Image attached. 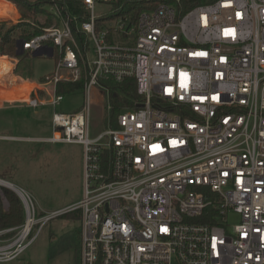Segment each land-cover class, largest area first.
I'll return each mask as SVG.
<instances>
[{"label": "built area", "instance_id": "2783aa9c", "mask_svg": "<svg viewBox=\"0 0 264 264\" xmlns=\"http://www.w3.org/2000/svg\"><path fill=\"white\" fill-rule=\"evenodd\" d=\"M63 1L51 0L50 25L26 19L40 32L16 50L53 56L55 46L60 56L45 87L18 100L55 107L57 83L85 73L82 106L54 111L43 138L82 146L83 193L38 214L29 192L0 179V198L4 184L24 209L20 225L0 229V262L19 257L49 220L78 211L79 264H264V0H213L182 14L173 0L136 16L120 14L126 0H78L81 21ZM103 3L111 12L96 14ZM12 4L0 21L20 20ZM1 47L0 37L9 59ZM10 60L15 70L19 58ZM126 78L138 106L91 136V88L103 89L108 112L106 81Z\"/></svg>", "mask_w": 264, "mask_h": 264}, {"label": "rangeland", "instance_id": "374dc122", "mask_svg": "<svg viewBox=\"0 0 264 264\" xmlns=\"http://www.w3.org/2000/svg\"><path fill=\"white\" fill-rule=\"evenodd\" d=\"M33 3L42 0H29ZM10 4L6 0H0L1 5ZM8 6V5H7ZM17 6V4H16ZM50 4L46 3L43 8L48 11ZM18 7V6H17ZM1 10L0 15L5 14V9ZM110 3H103L102 5H97L95 13L98 15L106 14L111 12ZM19 14L22 12L18 8ZM14 17V16H13ZM34 17V18H33ZM37 21H43L44 17L40 14H33L28 16L27 19H37ZM7 25L10 27L16 22L10 19H5ZM1 37V36H0ZM1 53L2 47H1ZM6 55V54H4ZM92 54H90L91 57ZM7 56V55H6ZM9 61L10 57L8 56ZM12 59V58H11ZM55 60L53 56L38 55L19 57V62L13 73L9 75L8 79H0L1 83L5 85L12 80L11 78L18 77L19 83L18 88L22 94H26L28 90L32 87L43 88L40 82V78L44 75L51 73L54 68ZM13 68V67H12ZM28 71H30L28 73ZM0 85V89H3ZM12 86L9 85L6 90H11ZM103 89L99 85H95L91 88V136L104 130V105L102 99ZM43 92H46L44 89ZM44 98L43 101H46ZM83 93L75 92L65 94L61 102H59L55 107L52 106H37V107H26L12 108L0 110V135L5 134H18L20 127L18 126V121L24 124L30 125V129L26 130L28 136H44L51 135L52 129L50 125V120L52 113L56 112H71L78 110L83 104ZM2 104L6 105L7 101ZM14 103H20L15 101ZM27 116H25L26 114ZM18 113L23 115V120H17L16 115ZM42 113V115H39ZM12 114L14 116H12ZM14 117V118H13ZM44 128L41 130V128ZM12 144V140L0 139V177L7 178L3 173L5 169V163H3L2 157L5 161L6 149ZM34 144V143H33ZM30 145V143H27ZM36 146V144H34ZM46 145H51L50 152L52 156L48 159L45 157L44 153L47 152L48 147ZM41 151L34 158V168L33 173L35 176V187L32 189L27 188L25 185H21L24 190L31 193L34 197L35 202L40 206L41 210L44 212H50L55 209L61 208L67 204H70L75 199L82 196L83 193V149L80 144L72 143L71 147L69 144H43ZM3 150L5 156L3 155ZM68 155L67 157L65 155ZM13 157V154L10 156ZM46 162H50L52 165V170L47 175L45 170ZM9 178V177H8ZM8 188V187H6ZM9 189V188H8ZM12 190V189H11ZM13 191V190H12ZM19 197V196H18ZM2 207L7 208L8 202L3 201L0 198ZM74 213V212H71ZM71 213H66L64 215L55 217L49 220L42 228L40 233L34 242L17 258L0 262V264H79L76 262V246L77 243L80 247V221L73 218ZM238 217L232 215L229 217V223L233 224L237 222Z\"/></svg>", "mask_w": 264, "mask_h": 264}, {"label": "trees", "instance_id": "16d2710c", "mask_svg": "<svg viewBox=\"0 0 264 264\" xmlns=\"http://www.w3.org/2000/svg\"><path fill=\"white\" fill-rule=\"evenodd\" d=\"M17 4L19 10L22 12L20 14V20L10 27L7 25L6 20L0 21V36L2 38V52L10 58H19L24 56H29L28 53H23L22 55L16 54V43L17 40L23 39L28 40L36 33L40 32L39 28L32 27L26 21L28 16L33 14H40L44 17L43 21H38L40 25L47 26L52 23L50 17V12L43 8V5L51 3V0H42L38 2H31L29 0H11ZM173 0H126L124 6L120 10V14L130 13L133 16H136L140 10L147 7H154L160 2H172ZM213 0H182V6L179 7L178 12L182 14L187 9L191 7L211 2ZM64 11L68 12L72 20H85L88 16L83 4L78 0H64ZM10 7V4H7ZM116 13H113L115 15ZM101 20L99 19V22ZM73 34L78 41L82 38L86 39L82 33L77 32L73 29ZM60 52L57 47H53V57L56 62ZM0 59L8 60L5 56L0 54ZM9 61V60H8ZM10 62V61H9ZM85 82V73L82 71L80 78L76 81H59L56 85L57 94H69L75 92H81V89ZM107 87V102L110 104V110L104 115V123L107 121V118L110 119L111 123H115L116 115L124 107L136 108L140 97L136 94L135 90V81L132 78H126L123 82L119 84H114L112 82L106 81ZM1 190L8 202V211H4L0 201V229L12 227L19 225L24 220V209L22 202L18 195L6 187H1ZM38 214H42L41 211H38ZM72 217L79 221L80 213L75 211L71 213ZM76 262L80 261V247L77 243L76 246Z\"/></svg>", "mask_w": 264, "mask_h": 264}, {"label": "crops", "instance_id": "0c3cea01", "mask_svg": "<svg viewBox=\"0 0 264 264\" xmlns=\"http://www.w3.org/2000/svg\"><path fill=\"white\" fill-rule=\"evenodd\" d=\"M6 1L9 2L10 4L13 3L16 7V4L14 2H12L11 0H6ZM0 8L2 10H4V9L7 10L10 7L7 5H1ZM17 9H18V7H16V10ZM5 13H6V11H5ZM13 15L18 16L19 15L18 10L15 13H13ZM48 56H52V54H49ZM0 60L9 62L8 61L9 59L8 60L0 59ZM9 63L11 64V62H9ZM11 72L13 73L12 64H11V68H10V71L8 73V76L4 77V79H8L10 77L9 74H11ZM29 72L30 71H28V73ZM48 74H46V75H48ZM46 75H44L43 77L40 78L41 83H43L45 81ZM10 80H12L13 83H11V81H9L5 85L4 83L0 82V85L2 86V84H3V87H4L3 88L4 90L0 89V100H2L4 102H6V101L8 102V103H6V105H4V104H2L3 102L0 101V110L11 109V107H12L14 109L19 108L18 111H21L20 110L21 108H26V107L28 108L29 106H27L23 101L18 100L23 95L18 88V83H19L20 79L18 77H15V78H11ZM9 85L12 86L10 91L6 90V88H8ZM34 87H36V86H34ZM44 89H41V91ZM30 90H28V91H30ZM38 94H39L38 97L40 99H42L41 96H44V97L47 96L46 92H44L42 94L38 92ZM15 101H19L20 103H14ZM41 105L52 106L46 102L45 103L43 102L42 104H40L38 106H41ZM52 107H54V106H52ZM25 114H26V112H25ZM39 115H42V113H40ZM12 116H14V115L12 114ZM25 116H27V114ZM16 117H17V120H23V115L20 113H18V115H16ZM50 125H51V120H50ZM18 126L20 127V129H19L20 131L18 134L0 135V139L12 140V144L10 143V146L7 147V149H6L5 161L2 157L3 163H5V169L3 170V173L5 175H7V176H5L7 178H4V177L1 178L0 177V179L6 181L7 183H9L10 185H12L14 187L25 189L21 186L23 184L27 188L32 189L35 187V176L36 175L33 173V168L35 165L34 158L33 159H31V158L36 157V155L40 153L41 150L39 148H42L41 145H43V144H58L59 143V144H69V147H71L72 143L48 142V141L43 140V138H46L49 135L28 136L26 134V130L30 129V125L24 124L22 121L21 122L18 121ZM40 128H41V130L44 129L42 127H40ZM51 129H52V126H51ZM27 143H30V145H27ZM33 143L36 144V146ZM46 146L48 147V150L46 153H44V155H45V157H47L49 159L52 156V153L50 152V148L52 146L51 145H46ZM11 154H13L12 158L10 157ZM2 156H5L4 150H3ZM65 156L67 157L68 155L66 154ZM50 164H51L50 162H46V165H45V170L47 172V175L52 170L51 169L52 165L50 166ZM82 172H83V170H82ZM8 188L11 189L10 187H8ZM80 198L75 199L70 204L78 201ZM70 204H67L63 207H66ZM37 207H38L39 211L44 212L41 210L40 206L37 205ZM63 207H61V208H63ZM8 208L9 207H7V208L4 207V211H8ZM58 209H60V208H58ZM55 210H57V209H55Z\"/></svg>", "mask_w": 264, "mask_h": 264}, {"label": "bare ground", "instance_id": "6f19581e", "mask_svg": "<svg viewBox=\"0 0 264 264\" xmlns=\"http://www.w3.org/2000/svg\"><path fill=\"white\" fill-rule=\"evenodd\" d=\"M10 68H11V64L9 62L0 60V79L8 76ZM0 183L3 182L0 180Z\"/></svg>", "mask_w": 264, "mask_h": 264}, {"label": "water", "instance_id": "95a60500", "mask_svg": "<svg viewBox=\"0 0 264 264\" xmlns=\"http://www.w3.org/2000/svg\"><path fill=\"white\" fill-rule=\"evenodd\" d=\"M18 43H20L19 45L17 44V45H18V47H20V48H21V47H22V44H23V42L19 41ZM16 54H17V55H21V54H22V49H21V50H20V49H18V50L16 51ZM32 55H33V56H38L39 54H38V53H33ZM2 186H3V187H8V186H6V185H4V184H2Z\"/></svg>", "mask_w": 264, "mask_h": 264}]
</instances>
